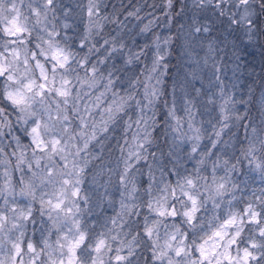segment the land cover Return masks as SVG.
I'll list each match as a JSON object with an SVG mask.
<instances>
[{
	"label": "clouds",
	"instance_id": "obj_1",
	"mask_svg": "<svg viewBox=\"0 0 264 264\" xmlns=\"http://www.w3.org/2000/svg\"><path fill=\"white\" fill-rule=\"evenodd\" d=\"M0 264H264V0H0Z\"/></svg>",
	"mask_w": 264,
	"mask_h": 264
}]
</instances>
